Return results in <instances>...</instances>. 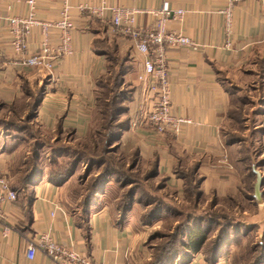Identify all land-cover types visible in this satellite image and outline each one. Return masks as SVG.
<instances>
[{
  "label": "crops",
  "instance_id": "obj_1",
  "mask_svg": "<svg viewBox=\"0 0 264 264\" xmlns=\"http://www.w3.org/2000/svg\"><path fill=\"white\" fill-rule=\"evenodd\" d=\"M26 1L0 0V102L5 106L26 105L32 94L41 90L35 116L27 123L38 146L51 147L54 141L62 142L66 137L69 144L90 140L93 120L99 114L97 93L110 79L114 58L121 61L122 86L133 93L129 112L124 114L133 119L130 128L118 137L117 154L133 155L147 167L155 160L157 171L165 175L179 160L188 159L189 163L199 164L204 183L214 172L218 184L226 174L220 163L223 154L234 167L242 162L237 154L239 144L231 146L223 141L224 135L236 131L237 99L256 102L264 130V0L236 2L230 31L225 30L219 13L224 0H68L73 22L72 54L56 59L52 74L46 79L42 70L21 63L26 54H15L10 47L5 18L25 17ZM34 1L36 19L50 23L59 18L64 0ZM166 1L173 9L186 10L182 21L168 22L167 29L184 33L198 45L195 50L166 48L172 113L190 120L178 136L156 134L144 123L132 127L142 105L141 84L136 76L143 70V56L110 25V11L104 10L98 18L87 9H77L86 4L90 8L105 5L149 10L158 9ZM139 21L145 27L151 17L144 13ZM31 30L28 54L43 38L39 26ZM48 30V44L57 45L58 30L52 26ZM26 112L21 110L16 115L25 116ZM245 119L242 120L246 122ZM15 153L12 151V155ZM8 156L0 151V175L11 180ZM73 177L53 185L40 175L36 183L22 190L10 183L17 200L3 206L10 230L6 236L0 231V264H53L42 251L31 261L25 257L28 241L44 232L54 242L76 250L95 264H144L149 260L130 226L118 224L105 197H100L87 213L76 207ZM170 183L182 185L173 178ZM188 264L205 262L195 257ZM217 264L229 263L223 257Z\"/></svg>",
  "mask_w": 264,
  "mask_h": 264
},
{
  "label": "rangeland",
  "instance_id": "obj_2",
  "mask_svg": "<svg viewBox=\"0 0 264 264\" xmlns=\"http://www.w3.org/2000/svg\"><path fill=\"white\" fill-rule=\"evenodd\" d=\"M47 77L44 76L45 79ZM252 101L237 99L235 102L238 108L234 114L236 131L224 135L223 141L231 146L239 144L237 154L242 162H238L239 165L234 167L226 154H223L224 158L220 163L225 166L226 174L225 177H220L218 184L214 172L208 183H204L205 177L199 169V164L181 159L168 175L157 171V174L143 182L145 185L138 190L136 186L109 182L101 187L96 201L105 197L112 215L117 216L118 224L126 223L133 230L137 241L149 255L148 261L159 257L161 261L166 262L167 254L188 258L187 262L199 257L208 264L205 260L218 259L212 255L217 249L219 261L225 257L229 264H264V130L256 102ZM17 106L16 110L19 111V105ZM8 108L3 105L0 109V151L5 156H8V152L3 147L7 134L4 122L9 121L12 116L19 124L23 121V116L10 114ZM244 116H248L247 119ZM97 124L100 125L101 122H94L93 126ZM50 137L53 136L50 134ZM66 138H62V142L54 141L51 147L37 145V148H32L29 143L24 145L20 152L24 151L26 158L19 155V152L14 155L10 152L7 170L12 178L8 180L9 183L18 185L20 172L29 167H22L27 161L30 165L35 164L40 168V175L45 179L48 170H66L69 165L66 159L76 148V145L69 144ZM39 142L43 143L41 140ZM131 165L129 162L126 169L131 170ZM139 166L138 171L131 172L132 178L136 180L144 177L145 180L150 173H146L145 165ZM142 170L144 172H141ZM253 170L261 176L259 189L263 214H259L261 208L253 198V184L256 179ZM99 173L100 170L93 166L89 167L84 163L77 165L71 183L75 192L74 201L78 200L76 207H79V201L85 195V186L87 188L91 183H96ZM171 178L180 180L182 185L177 187L170 183ZM36 182L37 180L34 181ZM131 189L133 194H130L129 199L125 198ZM131 202L130 210L121 212L122 206L127 209L128 203ZM191 227L199 229L207 238L205 250L198 255L184 253L182 249Z\"/></svg>",
  "mask_w": 264,
  "mask_h": 264
},
{
  "label": "built area",
  "instance_id": "obj_3",
  "mask_svg": "<svg viewBox=\"0 0 264 264\" xmlns=\"http://www.w3.org/2000/svg\"><path fill=\"white\" fill-rule=\"evenodd\" d=\"M239 0H224V6L219 11L223 18L226 31L232 27L233 10ZM28 12L25 17H6L7 31L11 36L10 47L15 54H26L21 63L27 67L38 68L46 76H51L55 60L72 54L71 31L73 22L70 17L68 0L63 1L59 11V18L53 22H42L36 19L34 0H27ZM80 12L89 10L98 18L103 16L104 10L110 11V25L128 38L135 45L137 51L143 56L142 72L137 74L141 84L142 105L136 121L132 127L146 124L156 134H171L178 136L183 125L189 124V119L175 116L171 109V83L166 59V48L197 49L198 45L184 33L167 29L168 22H181L186 13L184 9H173L166 1L158 9L141 10L123 6L90 8L86 4L77 7ZM144 13L151 17L149 25L143 27L139 16ZM34 26H39L42 40L37 48L28 54V38ZM54 27L58 30V43L55 46L48 44V29ZM17 200L14 190L6 178L0 175V231L4 236L9 232L7 215L3 206L7 202ZM54 216V213H51ZM25 257L31 261L38 251H42L53 264H95L93 260L81 255L74 249L54 242L50 234L40 233L36 238L26 244Z\"/></svg>",
  "mask_w": 264,
  "mask_h": 264
},
{
  "label": "trees",
  "instance_id": "obj_4",
  "mask_svg": "<svg viewBox=\"0 0 264 264\" xmlns=\"http://www.w3.org/2000/svg\"><path fill=\"white\" fill-rule=\"evenodd\" d=\"M114 61V70L111 72L109 77L110 79L97 93L99 99V114L94 118L93 124L97 121L101 122V124H97L96 126H93L92 124V134L90 140L88 139L87 141L74 144L76 145L75 150L71 151L70 157L66 159V161L69 162L66 170L62 171L60 169V171H46V179L49 180L50 183L53 185H61L67 180L71 179V177L74 175L77 165L80 163H84L89 167L93 166L97 170H100L96 183H91V185H89L87 188L86 186L84 188L85 195L83 196V199L79 201L78 207L83 213H87L88 208L95 203L96 196L99 195L101 187L106 182L127 186L130 185L133 187L136 186V190H138L140 187L145 185L143 182L152 179V177L157 174V162L154 160L148 165V167H144L146 169V173H150V175H147L145 180L144 177L134 180L132 178L133 175L131 172H133V170L138 171V168L140 167L139 165L143 166V164L140 163V160L136 159V157L133 155L124 157L122 154H117L119 149L118 145L116 144L118 137L122 131L130 128V124L133 119V116L130 114L124 115L129 112L128 105L133 100V93L127 86H122L121 72L123 69L120 66L121 61L115 58ZM40 94L41 90H37L35 94H32V99L28 102V104L25 105L24 103L22 106L19 105V111L16 110L18 106H8V111L13 114H20L21 110H27V114L23 116L22 123L19 124L14 116H12L9 121L4 122V130H6L7 134H5L3 147L4 150L8 152V154L12 151H15L17 153L19 152V155H21L23 158H26L24 157V151L20 152L24 145H28L29 143L32 148H37L38 142L36 143L31 137L32 129L27 126V123H29L35 116L34 111L40 99ZM3 105L4 104L0 102V109ZM121 116H123V118H121ZM129 162L132 164L131 170L126 169V166H128ZM30 164L31 163L28 161L23 164L22 167H25L26 165L29 167L26 170L24 169L20 172L21 175L18 178V185H14L16 190H22V188H25L28 185L33 184L34 181L38 180L41 170L40 168H37L35 164ZM141 172H144V170ZM132 191V189L129 192L127 191L128 195L125 198L129 199L128 197L130 194H133L131 193ZM135 194L138 196L137 193ZM131 205L132 202L128 203L127 209H123L124 207L122 206V209H120L121 212L129 211ZM206 244V236L200 233L199 229L196 230L191 227V230L187 236V240L182 245V249L185 251L184 253L198 255L205 250ZM216 250L212 252V255L214 258L218 259L205 260L208 264H216L219 262L220 257H217L218 251L216 252ZM165 256L168 258L166 262L161 261L158 257V259L147 261L144 264L189 263V261L187 262L188 258H183L182 256L173 257L172 255L167 254H165Z\"/></svg>",
  "mask_w": 264,
  "mask_h": 264
},
{
  "label": "water",
  "instance_id": "obj_5",
  "mask_svg": "<svg viewBox=\"0 0 264 264\" xmlns=\"http://www.w3.org/2000/svg\"><path fill=\"white\" fill-rule=\"evenodd\" d=\"M253 171L256 174V179H255V182L253 184V189H254L253 198L255 199L257 206H259L261 208L259 210V214H261L262 208H263L262 202H261V191L259 189L260 183H261V176H260V173H258L257 171H255V170H253ZM263 222H264V220H263Z\"/></svg>",
  "mask_w": 264,
  "mask_h": 264
}]
</instances>
